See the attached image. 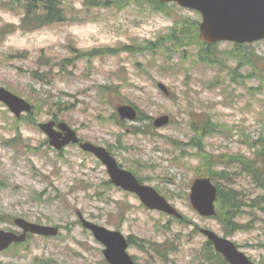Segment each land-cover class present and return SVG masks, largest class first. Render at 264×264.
I'll use <instances>...</instances> for the list:
<instances>
[{
	"label": "rangeland",
	"instance_id": "rangeland-1",
	"mask_svg": "<svg viewBox=\"0 0 264 264\" xmlns=\"http://www.w3.org/2000/svg\"><path fill=\"white\" fill-rule=\"evenodd\" d=\"M58 1L67 21L24 31L22 6L0 0V85L38 109L35 121L25 114L17 120L0 102V228L18 229L17 217L62 228L57 237L33 235L0 253V264H107L104 246L77 223V210L140 243L172 249L163 261L151 248L133 244L129 251L140 264H212L204 259L207 238L200 229L206 227L264 264V190L243 171L244 162L250 169L254 160L264 166V40L240 47L218 42L211 51L218 62L208 64L198 58L200 45L189 40L202 20L196 11L172 3L156 10L140 0ZM173 28L187 38L172 53L124 49L168 37ZM162 41L171 46L168 38ZM92 51L96 55L88 56ZM123 104L138 108L143 120H121L116 107ZM162 114L172 122L156 128L153 120ZM54 118L82 140L109 148L186 221L149 210L110 184L105 166L77 145L60 152L50 147L36 122ZM207 120L220 132L194 131ZM193 140L206 148L207 162ZM205 175L247 203L234 221L224 218L227 225L238 223L239 231L227 234L223 220L201 217L192 207L191 183Z\"/></svg>",
	"mask_w": 264,
	"mask_h": 264
},
{
	"label": "water",
	"instance_id": "water-1",
	"mask_svg": "<svg viewBox=\"0 0 264 264\" xmlns=\"http://www.w3.org/2000/svg\"><path fill=\"white\" fill-rule=\"evenodd\" d=\"M163 2L171 0H162ZM184 6L198 9L203 15L200 24V37L207 43L218 40H231L235 42H251L264 38V0H176ZM160 88L169 93L167 87L160 83ZM0 100L7 103L10 108L20 115L23 110L31 111V106L24 99L0 86ZM123 116L136 117V111L131 106L119 108ZM169 117L162 116L155 121L156 126L168 123ZM53 123L42 125L51 136V143L58 148L68 143L71 139L78 141L74 130L67 124L61 123L63 131L67 132L66 141H60V134L52 129ZM86 150L97 154L107 165L113 181L126 190L136 192L142 201L152 208L165 210L170 213L177 211L150 186L141 185L136 177L128 171L118 167L116 160L103 147L94 146L91 143L82 145ZM217 188L212 185L210 179H197L192 187L191 199L194 206L202 214L214 213V200ZM18 224L26 230H32L43 234H56L57 228L33 225L22 220ZM84 225L91 228L96 237L103 241L108 249L105 254L112 264H135L126 254L127 242L119 232H111L93 223L84 221ZM213 239L218 250L222 251L233 264H253L236 246L228 240L219 238L211 231H205ZM25 235L18 236L13 232L0 229V250L8 247L12 242L24 240Z\"/></svg>",
	"mask_w": 264,
	"mask_h": 264
},
{
	"label": "trees",
	"instance_id": "trees-1",
	"mask_svg": "<svg viewBox=\"0 0 264 264\" xmlns=\"http://www.w3.org/2000/svg\"><path fill=\"white\" fill-rule=\"evenodd\" d=\"M157 9H162L164 5L161 4L159 0H146ZM103 4V3H101ZM26 15L22 20V29L25 31H33L38 28H42L46 25L62 22L66 20V13L62 6H60L57 0H26ZM194 28L197 30L198 23L195 22ZM195 30V31H196ZM198 32V31H196ZM185 31L182 32L181 37L177 35V30L173 29L172 32L168 35L169 40L173 41L177 46L184 45V39L187 38ZM190 34V33H189ZM191 42L198 43L200 45L199 59L202 61H207L213 63L216 59L212 57L211 52H209L210 46L199 41L197 33L193 37L189 36ZM159 44H163V41H159ZM148 49L153 48L152 45L147 47ZM256 160L253 162V169L245 167V170L250 173L253 177L254 182L261 189H264V166L259 168L255 164ZM221 193H223L221 191ZM230 196L227 199V202L231 208H241L244 204L239 201L238 193L234 190L228 193ZM229 214V210H228ZM232 231L240 229L241 226L237 223H233ZM216 258L220 259L221 264H228L225 259L219 254L215 255ZM208 259V257H206Z\"/></svg>",
	"mask_w": 264,
	"mask_h": 264
}]
</instances>
